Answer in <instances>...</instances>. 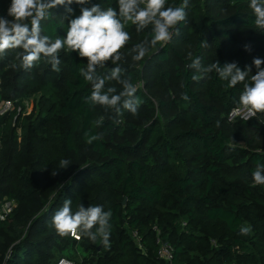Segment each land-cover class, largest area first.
I'll return each mask as SVG.
<instances>
[{
  "label": "trees",
  "instance_id": "trees-1",
  "mask_svg": "<svg viewBox=\"0 0 264 264\" xmlns=\"http://www.w3.org/2000/svg\"><path fill=\"white\" fill-rule=\"evenodd\" d=\"M211 2L188 0L179 34L138 62L131 49L141 43V32L126 25L131 38L121 50L122 75L136 85L150 78L155 63L160 68L145 81L147 94L137 89V114L123 110L119 124L112 110L86 99L92 87L80 75L87 59L78 52H59V72L43 56L24 69L19 48L0 55V97L16 105L0 115V203L16 202L0 219V264H56L61 257L73 264H171L158 256V236L173 247L172 264H264V185H254L252 177L256 164H264V113L229 120L257 71L253 60L264 61V31L255 26L250 0H221L229 8L225 15L204 12ZM182 3L167 0L165 7ZM10 4L0 0V17L12 19ZM94 5L118 12V0H73L51 10L41 35L65 38L70 21ZM143 31L151 39V25ZM196 57L202 67L236 63L251 72L233 88L214 71L194 81L200 75L190 67ZM114 67L108 61L97 74ZM107 87L123 90L116 81ZM29 100L33 112H19ZM86 134L103 139L88 144ZM65 159L70 165L60 168ZM86 175L91 180L80 183ZM66 199L73 211L80 204L111 210L110 247L57 234L52 218ZM241 227L251 233L242 235ZM78 248L81 253L68 254Z\"/></svg>",
  "mask_w": 264,
  "mask_h": 264
},
{
  "label": "clouds",
  "instance_id": "clouds-1",
  "mask_svg": "<svg viewBox=\"0 0 264 264\" xmlns=\"http://www.w3.org/2000/svg\"><path fill=\"white\" fill-rule=\"evenodd\" d=\"M73 0H11L7 19L0 17V55L9 49H22L17 54L24 69H31L41 59L46 58L54 71L59 72V52L67 47L72 52H78L81 58H86V69H80V75L92 87V92L86 99L93 105L103 106L112 110L113 123H122L123 110L137 114L141 101L135 96L136 86L131 78H122L124 69L120 66L123 59L121 50L130 40L125 31L126 25L136 26L141 32L149 25L152 29L151 39H145L131 49L133 61H141L150 51L159 44L163 48L173 36L179 34L178 25L185 21L188 0H183L180 6L165 7L167 0H118V12L109 7L101 8L94 5L90 9L82 8L81 15L72 19L65 38L57 37L54 41L46 35H41V21L51 15V10L58 5H71ZM77 4L87 3V0H75ZM249 7L255 15V26L264 31V0H250ZM69 13L72 12L68 8ZM201 42V47H207ZM192 54L189 53V57ZM111 61L114 68L107 74H97V68L105 67ZM256 73L251 75L250 83H244L251 68L241 70L236 63H226L223 67L214 62L206 67L201 66L199 57L193 59L190 67L197 70L200 75H193L192 80L198 81L213 71L219 79L227 81L229 88L244 83L243 91L239 97V111L244 113V119L255 117L257 113H264V64L259 58L253 60ZM16 67V65H13ZM116 81L122 85L123 90L116 94L115 87L105 88L106 83ZM188 100L186 94L182 97ZM103 123V117L95 121L97 126ZM88 144L102 140V134L88 136ZM68 160L60 161V168H67ZM254 185H264V164L257 163L252 173ZM111 210L105 211L103 206H88L80 204L76 211L72 209V201L66 199L63 206L56 211L52 218V226L60 236H72L77 240L88 238L93 243L99 242L103 247H110V219ZM240 233H251L249 227H241Z\"/></svg>",
  "mask_w": 264,
  "mask_h": 264
},
{
  "label": "built area",
  "instance_id": "built-area-1",
  "mask_svg": "<svg viewBox=\"0 0 264 264\" xmlns=\"http://www.w3.org/2000/svg\"><path fill=\"white\" fill-rule=\"evenodd\" d=\"M1 86H2V79L0 78V90H1ZM26 103L29 104V102L25 101L24 110H22V106H19L18 111L24 112V114H30L29 105H27ZM15 106H16L15 101L10 99H2L0 97V115H5L11 112L12 110H14ZM237 118L244 119V113L239 111V107L233 108L229 114L230 121L235 120ZM0 149H1V140H0ZM15 206H16L15 200L5 198L0 203V219L1 220L7 219L13 213ZM132 236L135 237V239H138V235L134 231H132ZM157 244L159 246L158 256L172 264L173 255H174L173 247L168 242H165L160 236H158L157 238ZM56 264H73V261L67 257H61L56 262Z\"/></svg>",
  "mask_w": 264,
  "mask_h": 264
},
{
  "label": "rangeland",
  "instance_id": "rangeland-1",
  "mask_svg": "<svg viewBox=\"0 0 264 264\" xmlns=\"http://www.w3.org/2000/svg\"><path fill=\"white\" fill-rule=\"evenodd\" d=\"M220 1L221 0H212V2H211V4H208L206 7H205V9H204V12H207L208 13V15H211V13H214V14H221V15H225L226 13H228V9L229 8H227V6L226 5H223V6H221V3H220ZM208 6H210V8H209V10H208ZM201 19H203V20H201ZM200 20L201 21H206V18H200ZM187 23H188V25H189V21H187ZM187 25V26H188ZM147 33H148V31H141V33H140V35H141V37H139L138 38V41H140V42H142L143 40H145L146 38L147 39H149L148 37H147ZM173 37V36H172ZM183 37V36H182ZM150 40V39H149ZM178 49H181V47H179ZM128 55V54H127ZM127 55H125V56H127ZM132 55H134V53H132ZM172 58H173V56H171ZM170 65H173L174 63H175V60H171L170 62H168ZM156 65H154V66H151L150 67V69L148 70L149 72L148 73H150V78H148L147 76H144V79H145V81H148L149 79H153V77L154 76H156V74H157V72H158V70H159V68H160V66L157 64V63H155ZM122 78H126L125 77V75H122ZM145 81L144 80H142V81H140V82H138L135 86H136V89H140V90H142L144 93H148L147 92V88H146V83H145ZM29 102V104L28 103H26L27 105H29V109H30V111H29V113H32L33 112V109H34V103H33V101H31V100H29L28 101ZM157 113H159V110L157 111ZM84 179H89V180H91V176L90 175H86V176H83L82 178H81V181H80V183L81 182H85V180ZM88 180V181H89ZM56 188H55V190L58 188V186H55ZM59 190V189H58ZM57 190V191H58ZM56 191V192H57ZM76 251H78V253H81V249H79L78 248V250H74V249H72V250H69L68 251V254H70V255H72V254H75L76 253Z\"/></svg>",
  "mask_w": 264,
  "mask_h": 264
},
{
  "label": "water",
  "instance_id": "water-1",
  "mask_svg": "<svg viewBox=\"0 0 264 264\" xmlns=\"http://www.w3.org/2000/svg\"><path fill=\"white\" fill-rule=\"evenodd\" d=\"M125 202H126V201H125ZM125 202H124V203H125Z\"/></svg>",
  "mask_w": 264,
  "mask_h": 264
}]
</instances>
